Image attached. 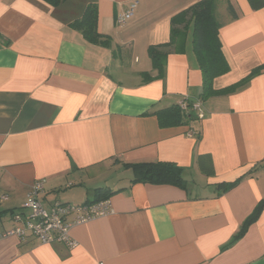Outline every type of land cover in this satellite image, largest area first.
I'll use <instances>...</instances> for the list:
<instances>
[{
    "label": "crops",
    "instance_id": "1",
    "mask_svg": "<svg viewBox=\"0 0 264 264\" xmlns=\"http://www.w3.org/2000/svg\"><path fill=\"white\" fill-rule=\"evenodd\" d=\"M198 1L0 0V264H264V210L230 246L264 200V69L202 102L191 29L184 51L168 49L163 77L148 56L170 41L173 17ZM133 2V18L118 24ZM92 3L108 46L72 27ZM220 11L230 71L216 90L264 66V8L217 0ZM184 99L201 101L203 117L162 128L152 113ZM150 162L183 168L186 189L132 184L126 165ZM115 169L130 177L110 186ZM42 180L47 208L90 204L107 188L112 212L73 227L75 249L4 236L18 226L15 214H28L23 204Z\"/></svg>",
    "mask_w": 264,
    "mask_h": 264
},
{
    "label": "trees",
    "instance_id": "2",
    "mask_svg": "<svg viewBox=\"0 0 264 264\" xmlns=\"http://www.w3.org/2000/svg\"><path fill=\"white\" fill-rule=\"evenodd\" d=\"M47 4L58 7L66 0H43ZM253 11H259L264 8V0H247ZM227 11L231 19L238 18V14L231 3L227 5ZM72 27L84 36V38L93 44L108 46L110 38L102 35L98 31V7L95 3L89 4L83 16L72 23ZM223 27L217 12V0H200L183 10L172 19V28L170 41L166 44L150 46L148 56L150 57L154 68L158 71V77L164 76V67L166 59L170 54L168 49L176 48L178 51H184L183 38L187 32L192 30L193 52L197 59L200 72L202 74V92L200 100L202 102L219 95H226L236 92L247 85L254 77L258 76L264 69V66L258 67L251 72L245 79L222 90L214 88V81L230 71L229 63L223 52L220 30ZM149 79H152L149 76ZM200 101V102H201ZM187 108L182 109L179 104L169 108L153 112L162 128L177 127L198 121L200 118L193 110L195 102L184 99ZM199 162L201 159L199 158ZM134 174L132 184H154L170 185L186 189L184 179V169L174 163L150 162L127 164ZM205 171V170H204ZM212 174V172H210ZM240 182V179L233 183H223L225 190L233 188ZM107 188L95 190L96 201L94 204L109 198L113 193ZM264 210V200L257 206L255 211L246 219L240 233L234 238L230 246L241 239L248 228L254 224Z\"/></svg>",
    "mask_w": 264,
    "mask_h": 264
},
{
    "label": "built area",
    "instance_id": "3",
    "mask_svg": "<svg viewBox=\"0 0 264 264\" xmlns=\"http://www.w3.org/2000/svg\"><path fill=\"white\" fill-rule=\"evenodd\" d=\"M138 2H133L129 8L117 16V23L124 24L131 20L135 14ZM179 105L186 109V103L182 100ZM193 110L199 118L203 117L202 103L196 102ZM46 181L36 182L28 195L22 209L28 214H15L14 220L18 223L13 230L4 236H17L21 241L30 236L35 237L42 244H63L69 249L78 246L71 236L73 227L85 224L96 218L104 217L112 212L109 199L94 204L72 205L69 203L55 202L47 208L40 200V194L44 192Z\"/></svg>",
    "mask_w": 264,
    "mask_h": 264
},
{
    "label": "rangeland",
    "instance_id": "4",
    "mask_svg": "<svg viewBox=\"0 0 264 264\" xmlns=\"http://www.w3.org/2000/svg\"><path fill=\"white\" fill-rule=\"evenodd\" d=\"M223 13H225V12H221V11L218 12V16L220 17V19H221V14H223ZM129 175L130 174L128 172H126L125 170H123V169H119V170L118 169H115V170H113L111 172H108V174L106 175V177H107V183L110 186H114L113 185V182L114 181H118L119 178L125 180L126 178L130 177ZM123 180H121V181H123ZM99 186H103V184L102 185H99Z\"/></svg>",
    "mask_w": 264,
    "mask_h": 264
}]
</instances>
